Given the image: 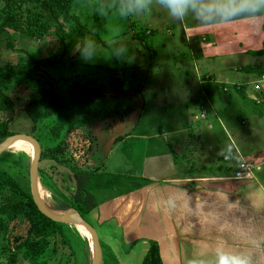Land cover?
Listing matches in <instances>:
<instances>
[{
  "label": "rangeland",
  "instance_id": "374dc122",
  "mask_svg": "<svg viewBox=\"0 0 264 264\" xmlns=\"http://www.w3.org/2000/svg\"><path fill=\"white\" fill-rule=\"evenodd\" d=\"M1 5L2 0H0ZM30 5L31 3L27 0L20 5V9ZM111 6L106 4L105 0H72L70 14L76 16L80 23L85 25V31L82 38L78 34L66 38L64 47L59 45L58 38L53 32L54 27L41 37L27 36L10 28L0 35V65L7 62H29L31 56L53 57L57 63L45 69L49 76L88 73L106 92L110 91L113 81L122 77L126 69L138 68L144 77L142 81L144 108L132 113V117H129L133 121L132 124H128L129 132L125 133L121 141H113L111 138L114 134L123 131L122 128L115 129V127L122 125L125 117L97 121L65 136H63L62 120L55 117L43 120L36 125L35 130H32L30 120L21 109L30 94V88L26 84L11 92L13 106L8 110H0V120H10L9 129L14 132L13 134L32 136L37 141L41 152L54 147L62 137H65L63 148L64 150L66 148L65 155L69 159L65 161L62 158L65 165L59 163L60 158L58 160L39 159L38 163V184L48 192L47 205L50 209L59 210L56 206L63 199H69V193L75 182L69 165H75L81 169H94L86 183V189L92 193L97 205L94 212H89L88 219L100 237L101 264H121L112 252L114 246L110 236L115 231L117 236L122 232L124 236V231L131 232L135 228L131 235L140 236V238L154 232L156 215H153L150 221L144 211H130L131 218L136 220L131 219L133 222L126 227L125 220L121 222L119 216L131 209L126 205L124 212V199L118 198L117 202L113 203L114 198L121 196L125 189L135 192L134 197H138V188L140 184L146 182L145 177H148L149 181L159 177L157 172L160 173L161 169L158 166H161L162 160L165 159L162 149L166 146H161L163 140L174 143V140L182 134L181 130L189 126L188 133L197 138L199 131L196 127L203 125V120L200 119L201 110L197 105L192 108L191 102L184 103L185 94L194 89L197 102L206 106L204 95L201 94L203 89L197 85V80L194 78L196 73L192 58L189 56L184 58L180 55L183 52L188 54L183 29V25L187 24L186 17L182 22L173 20L155 0L148 13L144 12L145 15L121 17L118 15L117 8ZM58 21L64 26L65 33L76 27L72 19L60 18ZM82 41L83 45L85 41H91L93 44L92 58L89 60L82 59L78 50V45L83 47ZM228 50V54L216 57V59L227 57L232 61L228 72L222 74L227 77L221 79L215 75L212 78L215 82H209L205 86L211 100L216 94L229 99L228 102L231 103L229 112L234 118L233 125L237 129L236 132L244 133L242 134L245 136L243 143L249 144L252 141L251 144H254L251 126L241 124L239 119L248 118L250 114L264 109L263 98H261V104L257 105L252 89L253 83L264 74V69H261L264 65V56L260 57L264 55V52L252 55L237 53L231 48ZM180 60L185 61L184 68L180 66ZM95 65L104 68L97 69ZM106 67L111 70H106ZM186 74L193 80H190ZM161 86L165 90L170 89L162 97L167 102L163 107H160L152 98L155 95L153 92L159 91ZM176 93L181 96V100L176 101L178 98L173 95ZM185 106L192 108L191 114L187 117L188 125L183 127L181 122L178 125L180 120L177 124H168V117L174 119L180 118V115L184 117ZM250 120L253 121V119ZM220 121L222 122L221 117ZM129 122L131 121L126 120L125 124ZM213 124L216 125L217 122L214 121ZM159 127L163 128V135L158 133ZM216 127L214 126V130L217 129ZM224 128L228 136L233 137L234 140L231 129L228 126ZM261 128L264 131V122ZM173 129L177 131V134H172ZM56 131L59 132L58 136H55ZM194 139L190 143L192 146L196 145ZM262 144L264 145V142ZM199 145L201 144L196 145L197 149H200ZM168 157L172 158L169 153ZM31 158V151L30 155L11 150L0 153V207L5 196L9 195L11 200L21 199L18 189L27 191L31 197L28 179ZM239 162L235 155L232 156L229 164H221V166L227 170L230 165L237 167ZM180 164L190 169L193 167L191 163L180 162ZM3 178L9 179L19 188L13 190L8 188L2 182ZM70 209L75 210L72 207ZM97 211H105L103 220H100L102 218H99ZM96 213L98 218L95 217ZM5 220L4 214L0 213V221ZM145 242H147L146 238H141L136 243L137 250L141 245V249L137 251L141 252L140 261L146 249ZM7 246L12 247V244L4 236L3 230H0L1 258H6ZM90 262L91 249L87 234H81L73 224L56 222L52 232L43 237L34 249L17 252L15 264H90Z\"/></svg>",
  "mask_w": 264,
  "mask_h": 264
},
{
  "label": "crops",
  "instance_id": "0c3cea01",
  "mask_svg": "<svg viewBox=\"0 0 264 264\" xmlns=\"http://www.w3.org/2000/svg\"><path fill=\"white\" fill-rule=\"evenodd\" d=\"M263 19L264 12L251 15L245 13L227 21L216 19L210 23H200L190 16L186 17L187 24L183 25L185 41L188 45L189 38L197 37L201 55L194 57L189 47L188 54L183 52L180 55L192 58L196 73L193 77L203 89L201 94L204 95L206 106L197 102L194 89L185 94L183 102H191L192 108L196 105L199 107L203 125L196 127L199 131L197 138L188 133L189 126L181 130L182 134L174 143L163 140L161 146H166L162 149L165 159L158 166L161 169L160 173L157 172L159 177L150 181L145 177L146 182L138 188V197H134L135 192L125 189L113 201L116 203L118 198H123V211L126 205L130 207L131 210L124 211V215L119 216L121 222L125 220L126 227L136 220L131 218L132 210L146 212L150 221L156 215L154 232L141 238H146L145 246L150 240L157 242L163 264H264V131L261 128L264 109L250 114L248 118L239 119L241 124L250 125L253 130L254 144H251L252 141L245 144L244 133L236 132L233 125L229 99L216 94L211 100L205 86L209 82H215L212 79L215 75L221 79L227 77L222 74L228 72L232 61L227 57H216L228 54L229 48L237 53L252 55L264 52ZM179 63L181 67H185L184 60ZM261 67L264 69V65ZM169 91L170 89L165 90L161 86L159 91L153 92L155 95L152 98L163 107L167 102L162 97ZM254 93L255 99L260 97L264 100V90ZM173 95L177 96L176 101L181 100L177 93ZM185 107L184 117H168V124H177L180 120L178 125L181 122L183 127L187 126V117L192 108ZM129 117H132V113L124 118L122 125L115 127L122 128L123 131L114 134L111 140H123L125 133L129 132L128 124L133 121ZM126 120L131 122L125 124ZM214 121L217 122L216 125L213 124ZM214 126H217L215 130L219 132L218 135ZM224 126H228L234 133V140L228 136ZM163 132V128L159 127L158 133L163 135ZM172 134H177V131L173 129ZM193 139L196 145L201 144L200 149L190 144ZM167 150L172 160L168 157ZM235 155L240 162L247 161L253 165L250 179L239 180L233 177L238 166L230 165L227 170L222 168L221 164H229ZM180 162L191 163L193 167L186 168ZM97 212L99 218H102L100 220H103L105 211ZM95 217L98 218L97 213ZM133 230L135 228L131 232L124 231V236L123 232L117 236L115 231L110 236L114 246L112 252L118 263L140 264L141 252L137 251L141 249V245L137 250L136 243L141 238L132 236Z\"/></svg>",
  "mask_w": 264,
  "mask_h": 264
},
{
  "label": "trees",
  "instance_id": "16d2710c",
  "mask_svg": "<svg viewBox=\"0 0 264 264\" xmlns=\"http://www.w3.org/2000/svg\"><path fill=\"white\" fill-rule=\"evenodd\" d=\"M25 1L27 0H2L0 35L10 28L27 36L41 37L54 27L53 32L61 47L65 46V39L72 35L83 37L85 25L70 14L72 0H28L30 7L20 9ZM105 3L117 8L119 0H105ZM60 18L72 19L76 27L65 33L64 26L58 21ZM262 30L264 31V19ZM188 47L194 57L201 55L197 37L189 38ZM30 58L29 62H7L0 65V110H8L13 106V98L10 96L13 90L24 84L28 85L30 94L21 109L30 120L32 130L43 120L55 117L62 120L65 136L91 123L112 118L122 119L144 108V77L138 68L126 69L122 77L113 81L110 91L106 92L88 73L49 76L45 69L57 63L53 57ZM95 68L104 67L95 65ZM105 69L111 70L108 67ZM9 123V119L0 120V142L14 133L9 129ZM58 134L56 131L55 136ZM64 140L65 137H62L54 147L42 151L40 159L60 158L59 163L65 165L62 158L65 161L69 159L65 155L66 148H63ZM68 167L74 175V186L69 199H63L56 209L66 210L72 207L89 221L88 214L96 207L97 202L86 189V183L94 169H81L75 165ZM2 182L12 190L19 188L7 178H3ZM18 193L21 194V199L11 200L9 195L5 196L0 207V213L6 219L0 221V230H3L4 236L12 244V247H6V258L0 257V264H15L18 251L34 249L56 225V222L37 210L27 191L18 189ZM15 230L17 231L14 232ZM140 264H163L156 241H148Z\"/></svg>",
  "mask_w": 264,
  "mask_h": 264
},
{
  "label": "clouds",
  "instance_id": "9594fccd",
  "mask_svg": "<svg viewBox=\"0 0 264 264\" xmlns=\"http://www.w3.org/2000/svg\"><path fill=\"white\" fill-rule=\"evenodd\" d=\"M166 10L167 15L176 21H183L185 17H192L200 23H210L213 20H230L247 13L257 14L264 12V0H155ZM153 0H119L118 15L143 14L148 11ZM93 44L85 41L83 47L78 45L81 58H92Z\"/></svg>",
  "mask_w": 264,
  "mask_h": 264
},
{
  "label": "water",
  "instance_id": "95a60500",
  "mask_svg": "<svg viewBox=\"0 0 264 264\" xmlns=\"http://www.w3.org/2000/svg\"><path fill=\"white\" fill-rule=\"evenodd\" d=\"M13 138H20L30 142L34 149L33 157L31 158L29 170H28V179H29V188L30 194L32 197V201L37 208V210L44 215L45 217L49 218L54 222L59 223H67V224H75L79 223L83 225L90 233L92 240H93V250L91 251V262L90 264H101V243L99 235L95 229V227L87 220H85L77 211L73 209H66L65 211L59 210H52L48 208L38 197L37 194V169L38 163L41 155L40 147L37 141L30 135L27 134H12L7 136L0 142V153L3 152L6 148L8 143ZM66 212L67 214H56L55 212Z\"/></svg>",
  "mask_w": 264,
  "mask_h": 264
},
{
  "label": "bare ground",
  "instance_id": "6f19581e",
  "mask_svg": "<svg viewBox=\"0 0 264 264\" xmlns=\"http://www.w3.org/2000/svg\"><path fill=\"white\" fill-rule=\"evenodd\" d=\"M5 150H11V151H21L24 152L28 155H30V151L33 157L34 154V149L33 146L30 142L20 139V138H13L7 145V148ZM37 194L39 199L48 207L47 205V198H48V192L47 190L42 187L40 184L37 183ZM49 208V207H48ZM56 214H67L66 212L60 213L59 211L55 212ZM75 228L83 235L87 234L89 243H90V249L91 251L93 250V240L92 237L89 233V231L81 224L75 223L73 224Z\"/></svg>",
  "mask_w": 264,
  "mask_h": 264
},
{
  "label": "built area",
  "instance_id": "2783aa9c",
  "mask_svg": "<svg viewBox=\"0 0 264 264\" xmlns=\"http://www.w3.org/2000/svg\"><path fill=\"white\" fill-rule=\"evenodd\" d=\"M254 91H262L264 90V74L260 75V78L253 83L252 86ZM262 99L256 98L255 103H261ZM203 115V114H202ZM251 167L252 165L247 161H242L238 164L237 169L235 170L233 177L239 180H246L251 178Z\"/></svg>",
  "mask_w": 264,
  "mask_h": 264
}]
</instances>
